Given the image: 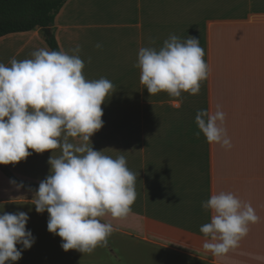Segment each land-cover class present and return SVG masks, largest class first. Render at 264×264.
<instances>
[{"label": "crops", "instance_id": "0c3cea01", "mask_svg": "<svg viewBox=\"0 0 264 264\" xmlns=\"http://www.w3.org/2000/svg\"><path fill=\"white\" fill-rule=\"evenodd\" d=\"M51 33L70 55L79 46L87 80L113 84L101 105L103 127L90 139L94 150L125 156L136 199L126 218H103L115 229L106 244L90 254L65 252L47 230V211L30 203L50 173L52 152L29 150L25 160L0 165V211L27 213L35 237L15 264H264V0H67ZM173 34L200 41L208 77L195 96H150L140 83L138 50L159 49ZM41 48L50 50L40 29L8 34L0 38V63ZM216 105L226 114L230 150L196 135L197 112ZM20 182L33 191L18 189ZM220 191L250 203L259 221L217 257L203 249L200 227L211 218L202 202Z\"/></svg>", "mask_w": 264, "mask_h": 264}, {"label": "clouds", "instance_id": "9594fccd", "mask_svg": "<svg viewBox=\"0 0 264 264\" xmlns=\"http://www.w3.org/2000/svg\"><path fill=\"white\" fill-rule=\"evenodd\" d=\"M72 52L41 48L31 58H12L10 66L0 63V165L25 160L29 150L51 151L50 173L30 203L39 214L47 211V230L61 238L65 252L90 254L115 230L103 218L122 219L132 212L136 176L124 155L113 158L93 149L90 138L103 127L101 105L113 84L106 78L87 80L79 46ZM204 55L200 41L191 36L182 41L173 34L159 49L141 47L136 64L140 83L150 96L198 95L209 73ZM225 119L220 105L215 111L199 110L196 135L230 150ZM57 149L60 154L54 155ZM201 206L211 212L210 222L200 227L202 247L217 257L236 249L249 226L259 221L253 206L232 192L213 193ZM28 220L25 212L0 214V264H15L22 250L35 243L26 229Z\"/></svg>", "mask_w": 264, "mask_h": 264}, {"label": "trees", "instance_id": "16d2710c", "mask_svg": "<svg viewBox=\"0 0 264 264\" xmlns=\"http://www.w3.org/2000/svg\"><path fill=\"white\" fill-rule=\"evenodd\" d=\"M67 0H0V38L8 34L50 29ZM51 51H61L54 35H44Z\"/></svg>", "mask_w": 264, "mask_h": 264}, {"label": "rangeland", "instance_id": "374dc122", "mask_svg": "<svg viewBox=\"0 0 264 264\" xmlns=\"http://www.w3.org/2000/svg\"><path fill=\"white\" fill-rule=\"evenodd\" d=\"M20 184L23 185L24 190H26V191H28V192L33 191V189H32V188H33L32 185H30V184H28V183H25V182H20ZM34 191H36V190L34 189ZM30 194H33V193L30 192Z\"/></svg>", "mask_w": 264, "mask_h": 264}, {"label": "water", "instance_id": "95a60500", "mask_svg": "<svg viewBox=\"0 0 264 264\" xmlns=\"http://www.w3.org/2000/svg\"><path fill=\"white\" fill-rule=\"evenodd\" d=\"M40 33L44 35H48V34H51V30L50 29H40Z\"/></svg>", "mask_w": 264, "mask_h": 264}]
</instances>
